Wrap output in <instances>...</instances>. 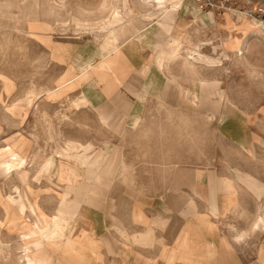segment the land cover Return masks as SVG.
Listing matches in <instances>:
<instances>
[{
    "label": "rangeland",
    "instance_id": "obj_1",
    "mask_svg": "<svg viewBox=\"0 0 264 264\" xmlns=\"http://www.w3.org/2000/svg\"><path fill=\"white\" fill-rule=\"evenodd\" d=\"M181 2L208 16L207 24L199 25L191 11L184 10L167 21L168 27L177 22L179 31L185 28L189 40L184 42L176 32L172 43L171 34L156 24L154 30L139 31L138 17L159 20V13L163 19ZM262 8L264 0H166L161 6L158 0H0V264H56L54 254L77 247L73 234L83 230L78 222L86 218V208L105 211L119 190L114 183L119 178L114 175L119 170L120 148L80 142L85 136L81 126L86 121H103L98 108L87 106L92 99L95 104L113 101L126 86L104 98L91 76L116 50L127 49L131 54L148 46L149 58L154 54L148 62L161 67L160 73L153 69L152 75L159 73V85L169 84L173 91H150L135 107L145 104L144 120L157 121L159 132L170 134L176 154L185 156L180 172L201 169V178L198 173L181 182L194 190L195 183L207 186L212 174L223 179L224 190L232 187L236 203L254 206L251 225L230 228H243L240 235L248 237L249 255L238 258V264H260L264 232L253 225L264 207V196L258 198L234 170L264 185ZM153 10L157 14L147 16ZM117 17L111 27L126 24L139 32L125 47L105 53L102 44L108 32L104 29ZM87 83H94V93L87 95ZM135 90L124 92V98L135 102ZM78 101L82 102L79 107ZM118 104L110 106V113ZM125 122L121 121L120 132ZM71 135L80 139L72 141ZM105 151L114 164L112 177L103 176L101 162L95 160ZM4 157L16 162L23 157L26 166L14 168L7 177ZM223 189L203 197L217 207ZM36 200L49 217L42 229ZM58 210L60 228L55 221ZM257 227L264 230L262 219ZM55 230L58 236L53 235ZM55 241L59 244L54 245ZM224 264H232V258H225Z\"/></svg>",
    "mask_w": 264,
    "mask_h": 264
},
{
    "label": "crops",
    "instance_id": "obj_2",
    "mask_svg": "<svg viewBox=\"0 0 264 264\" xmlns=\"http://www.w3.org/2000/svg\"><path fill=\"white\" fill-rule=\"evenodd\" d=\"M189 6L188 3H179L174 6V15L178 17L182 11L189 10L199 25L207 24L208 16L202 17L204 13L201 9ZM176 23L168 27L172 43H175L176 36L173 34L176 32L183 35L184 42L189 40V32L185 28L183 32L179 31ZM128 29L121 34L118 46L125 47L139 32ZM149 38L153 39L150 34ZM149 43L152 44L150 40ZM147 48L151 49L148 46L131 54L127 49L120 48L113 56L100 62L98 71L91 74L104 98L126 86L113 101L95 104L91 95L89 98L93 103L87 106L98 108L103 121H86L81 126L85 136L80 142L120 148L119 170L114 175L119 178V182L114 181L118 183L119 190L106 203L105 211H98L93 206L86 208V218L78 222L83 230L77 236L73 234L78 241L77 247L54 254L56 264H224L225 258H232V264H238V258L249 255V247H246L248 237L240 235L243 228L232 229L230 226L251 225L255 217L250 218L249 214L254 206L251 207L249 202L236 203L232 187L231 190H224L223 179L217 180L212 174H208L207 186L195 183L194 190L181 182L193 175L197 177L198 173L201 178V169L195 168V172L188 171V174L180 172L179 167H184L185 156L176 154L174 144L170 145V134H161L157 121L154 124L153 120H144L145 104L135 107L136 101L142 102V97L150 91H173L169 84L163 82L159 85L161 67L148 62L154 58V54L149 58ZM135 68H138L136 74ZM153 69L159 73L152 75ZM95 85H85L87 95L95 92ZM130 89H136L133 103L123 95ZM117 101L119 108L110 113V106ZM81 103L78 101L77 107ZM124 114L126 118L122 117ZM125 119L127 122L120 132L121 121ZM134 122L136 125H133ZM112 127H117L120 133L112 131ZM165 134L168 137L165 138ZM69 139L80 138L71 135ZM107 153L99 154L95 160L101 162V174L112 177L114 164L110 163L111 157ZM234 172L258 198L264 196V185L259 180L252 175H243L238 169ZM111 184L112 181L107 188ZM176 187H179L178 190ZM216 188L224 190L217 207L203 197L206 192L209 197V192ZM243 209L245 212H241ZM259 219L264 225V207L253 225V229L264 232L257 227ZM259 261L264 264V244L260 246Z\"/></svg>",
    "mask_w": 264,
    "mask_h": 264
},
{
    "label": "bare ground",
    "instance_id": "obj_3",
    "mask_svg": "<svg viewBox=\"0 0 264 264\" xmlns=\"http://www.w3.org/2000/svg\"><path fill=\"white\" fill-rule=\"evenodd\" d=\"M144 1V0H143ZM159 1V6H161V4L164 2V1H166V0H158ZM107 4V3H106ZM127 4V3H126ZM130 4V3H129ZM131 6V5H130ZM116 7V6H115ZM137 9V8H136ZM158 9H160V7L159 8H157V9H155V10H158ZM120 10V9H119ZM132 10V9H131ZM155 10H153V11H150L148 14H147V16H150L151 17V15L153 16V14H157V11H155ZM176 10V9H175ZM175 10L172 8L168 13H166V17H163V19H160V14L158 13V15H157V17H159V20H154L153 18H150V19H144V18H140V17H138L136 20H135V23L137 24V26L139 27V31L140 32H143V33H145V32H148V30H149V28H152L153 30L154 29H156V26L154 25V24H156V25H158L159 27H161L162 29H164L166 32H168V23H167V21L169 20V19H171L172 18V16H174V12H175ZM129 12H131V11H129ZM131 14V13H130ZM130 14H128V15H130ZM134 14V13H133ZM250 14V13H249ZM136 15V14H135ZM125 16V15H124ZM129 17V16H128ZM133 17V16H132ZM123 18H126V16L125 17H123ZM130 18V17H129ZM128 18V19H129ZM135 18V17H134ZM118 19V17L117 18H114L113 19V21H111V22H109L108 23V25L107 26H105L106 28L104 29V30H106L107 29V32H108V34H107V37L105 38V41H104V43L102 44V50L106 53V52H109V51H111V50H113L116 46H118V41L120 40V37H121V34L123 33V32H126V30L128 29L127 27L128 26H126V24H121V25H118V26H113V27H111L112 25H113V22L114 21H116ZM131 19V18H130ZM155 19H156V17H155ZM125 21H127V20H125ZM131 22V21H130ZM134 23V24H135ZM129 24V23H128ZM111 27V28H110ZM258 29V28H257ZM152 30V31H153ZM128 34V33H127ZM8 157V156H7ZM78 159V158H77ZM81 162H83V161H81ZM82 165H83V163H82ZM26 166V160L22 157H20V159L16 162L15 160H13V159H10V158H3V167H4V169H5V171H6V175H7V177H9L10 176V174L14 171L13 169L14 168H16V169H20V168H24ZM80 166H81V164H80ZM3 173V172H2ZM2 175V174H1ZM109 179H111L110 177H109ZM258 185V184H257ZM255 189V188H254ZM259 190H260V188H259ZM65 200V198L63 197V201ZM68 201V200H67ZM34 204H35V210H36V212H37V215H38V225H41V229L43 228V227H45V226H47L48 225V223H49V217L43 212V210H42V208H41V206H40V204H39V202L36 200V201H34ZM59 212H58V216L55 218V221H56V224H57V228H60L61 227V221H59L60 219H61V211L60 210H58ZM83 211H85V209L83 210ZM83 214H84V212L83 213H78V215L73 219V220H75V219H78V218H80L81 216H83ZM37 218V217H36ZM59 230V229H58ZM58 230H55L54 231V233H53V235L54 236H58ZM260 243V242H259ZM59 243H58V241H55V243H54V245H58ZM33 264H37V261H33Z\"/></svg>",
    "mask_w": 264,
    "mask_h": 264
},
{
    "label": "built area",
    "instance_id": "obj_4",
    "mask_svg": "<svg viewBox=\"0 0 264 264\" xmlns=\"http://www.w3.org/2000/svg\"><path fill=\"white\" fill-rule=\"evenodd\" d=\"M259 14H260V16L264 17V8H262L261 10H259Z\"/></svg>",
    "mask_w": 264,
    "mask_h": 264
}]
</instances>
